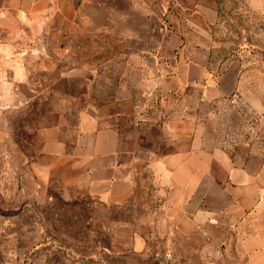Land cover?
<instances>
[{
	"label": "rangeland",
	"instance_id": "rangeland-1",
	"mask_svg": "<svg viewBox=\"0 0 264 264\" xmlns=\"http://www.w3.org/2000/svg\"><path fill=\"white\" fill-rule=\"evenodd\" d=\"M146 2L150 10L143 11L130 0H76L73 11L46 14L37 25L4 19L0 264H264V205L249 218L250 229L221 217L201 230H169L150 216L162 196L146 173L139 202L105 205L67 189L41 154L54 128L64 138L81 112L112 101L148 111L142 148L161 143L149 124L171 105L157 93L165 67L181 50L198 48L217 73L231 64L242 73L231 100L201 105L208 140L241 156L239 148L250 146L254 161L264 159L257 124L264 111V0H214L206 26L202 13L174 10L169 0ZM189 18L201 25L200 42L186 41L182 22Z\"/></svg>",
	"mask_w": 264,
	"mask_h": 264
},
{
	"label": "crops",
	"instance_id": "crops-1",
	"mask_svg": "<svg viewBox=\"0 0 264 264\" xmlns=\"http://www.w3.org/2000/svg\"><path fill=\"white\" fill-rule=\"evenodd\" d=\"M169 1L174 10L202 13L205 26L214 17V0ZM130 2L133 10L136 5L150 10L146 0ZM75 4L76 0H0V27L9 16L15 23L26 20L37 25L44 15L73 11ZM182 24L189 28L186 41L200 42L201 25L191 18ZM207 60L208 52L186 49L165 67L157 93L171 105L155 125L149 124L160 134L161 143L142 148L139 137L148 111L133 101H112L100 104L99 110L81 112L64 138L54 128L41 147L49 169L67 189L112 206L139 202L143 190L139 181L146 173L162 196L161 207L150 216L163 220L169 230H201L221 217L238 230L255 227L249 218L264 205V159L254 161L256 153L250 146L239 148L241 156L209 141L200 115L202 104L215 105L236 96L243 85L242 73L236 64L217 73ZM257 124L264 128V111Z\"/></svg>",
	"mask_w": 264,
	"mask_h": 264
}]
</instances>
